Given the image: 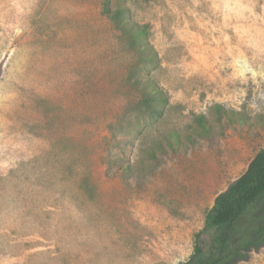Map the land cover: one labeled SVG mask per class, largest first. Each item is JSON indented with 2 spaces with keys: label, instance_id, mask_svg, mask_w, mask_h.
Instances as JSON below:
<instances>
[{
  "label": "rangeland",
  "instance_id": "rangeland-1",
  "mask_svg": "<svg viewBox=\"0 0 264 264\" xmlns=\"http://www.w3.org/2000/svg\"><path fill=\"white\" fill-rule=\"evenodd\" d=\"M104 1L0 0V264L187 262L264 150V0H109L119 22ZM140 79L168 95L157 119ZM170 131L180 149L144 168ZM233 236L222 264H264V198Z\"/></svg>",
  "mask_w": 264,
  "mask_h": 264
},
{
  "label": "trees",
  "instance_id": "trees-1",
  "mask_svg": "<svg viewBox=\"0 0 264 264\" xmlns=\"http://www.w3.org/2000/svg\"><path fill=\"white\" fill-rule=\"evenodd\" d=\"M103 10L107 16L118 22L120 21L121 9L113 11L109 0L104 1ZM137 33L141 35L143 30L139 29ZM139 81L142 82L146 93L145 97L138 103L142 116L151 120L159 118L169 104L167 93L150 79H140ZM216 108L221 111L222 106L216 105ZM227 114L230 116L233 112L222 110V115L226 116ZM194 123L196 125L194 124L191 128L197 135L208 137L214 131L212 124L204 114L196 115ZM114 130V125H111L113 133ZM187 138L191 142L195 140L192 133ZM182 140L180 132L170 131L161 139L155 140L152 146L142 148V154L149 158V162L144 165V168H150L153 162L158 159L157 150L167 155L169 150L180 149ZM107 175H110V173H107ZM263 198L264 150L258 152L251 159L243 173L227 189L216 195L212 207L206 213L203 228L195 235L194 252L191 258L181 264H222L229 260L233 256V234L236 223ZM213 230H217L218 234L215 235V241L209 246V250L205 255L203 236ZM198 258L200 260H197Z\"/></svg>",
  "mask_w": 264,
  "mask_h": 264
}]
</instances>
